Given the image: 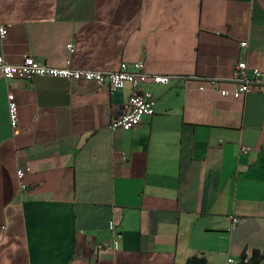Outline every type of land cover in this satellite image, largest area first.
<instances>
[{"label": "crops", "instance_id": "0c3cea01", "mask_svg": "<svg viewBox=\"0 0 264 264\" xmlns=\"http://www.w3.org/2000/svg\"><path fill=\"white\" fill-rule=\"evenodd\" d=\"M1 26L10 64L143 61L174 78L141 87L153 116L112 131L128 84L0 76V264H227L264 252V97L199 89L241 57L264 69V0H0Z\"/></svg>", "mask_w": 264, "mask_h": 264}, {"label": "built area", "instance_id": "2783aa9c", "mask_svg": "<svg viewBox=\"0 0 264 264\" xmlns=\"http://www.w3.org/2000/svg\"><path fill=\"white\" fill-rule=\"evenodd\" d=\"M7 34L5 26L0 27V38L4 39ZM241 48H246L247 43H240ZM69 52H73V45H67ZM0 76L7 81L21 80L31 81L36 77H48L54 79H65L74 82H91L98 87H107L110 91H120L125 85H130L131 95L127 102V112L109 123V129L114 131H130L140 125L144 117L154 115V102L148 95L140 92L141 87L146 83L166 86L174 78L169 75H152L146 72L145 63L138 61L132 64L121 63L116 70L99 71L90 69H75L69 65L65 67H50L45 64L37 63L32 56L25 55L18 64H10L5 58L0 56ZM204 84H208L212 89L217 90L223 98L239 99L251 92H259L264 97V69H253L247 66L244 57H241L233 67L231 75L225 79H205L199 88L204 89ZM229 84L231 89H226L222 85ZM8 116L10 126L13 131L18 126V104L13 93L7 96ZM243 153L247 149L242 150ZM19 181V188L22 191L27 189L24 178L25 172L22 169L16 172ZM236 222V219H234ZM109 230L115 232V224L109 222ZM119 242L115 238L112 243L114 249H118ZM250 257H243L238 263L229 257L227 264H247ZM258 264V263H257Z\"/></svg>", "mask_w": 264, "mask_h": 264}, {"label": "trees", "instance_id": "16d2710c", "mask_svg": "<svg viewBox=\"0 0 264 264\" xmlns=\"http://www.w3.org/2000/svg\"><path fill=\"white\" fill-rule=\"evenodd\" d=\"M243 257H245V256H243ZM262 259H264V252L259 253L258 251H255V252H253V254L250 257V260L247 264H257ZM187 264H206V262L204 259L193 258L192 260H188ZM240 264H243V263H240Z\"/></svg>", "mask_w": 264, "mask_h": 264}]
</instances>
